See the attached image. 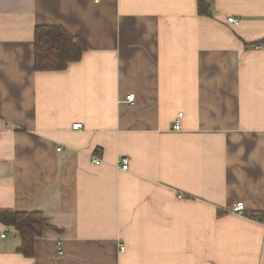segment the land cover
Returning a JSON list of instances; mask_svg holds the SVG:
<instances>
[{
  "label": "crops",
  "instance_id": "obj_1",
  "mask_svg": "<svg viewBox=\"0 0 264 264\" xmlns=\"http://www.w3.org/2000/svg\"><path fill=\"white\" fill-rule=\"evenodd\" d=\"M198 1L0 0V212L49 225L0 264H264V0ZM39 26L82 60L37 71Z\"/></svg>",
  "mask_w": 264,
  "mask_h": 264
},
{
  "label": "trees",
  "instance_id": "obj_2",
  "mask_svg": "<svg viewBox=\"0 0 264 264\" xmlns=\"http://www.w3.org/2000/svg\"><path fill=\"white\" fill-rule=\"evenodd\" d=\"M201 14H210L206 0H199ZM87 43L60 26H39L35 30V68L37 71H64L82 60ZM261 219V215H260ZM0 222L14 228L21 241L18 252L27 258L35 256L36 241L49 228L42 213L0 212Z\"/></svg>",
  "mask_w": 264,
  "mask_h": 264
},
{
  "label": "built area",
  "instance_id": "obj_3",
  "mask_svg": "<svg viewBox=\"0 0 264 264\" xmlns=\"http://www.w3.org/2000/svg\"><path fill=\"white\" fill-rule=\"evenodd\" d=\"M229 23L237 24L238 20L229 19ZM256 48L257 49H262L263 46H257ZM134 102H135V95L134 94H131V95L127 96L126 103L133 104ZM182 118H183V113H180L178 115L177 121H176V123L174 125V129L176 131H180L182 129V127L180 125V120ZM82 128H83V126L81 124L74 125V129L75 130H80ZM94 163L99 165V164H101V160L98 159V158H95L94 159ZM120 167H121V169L123 171H128L129 170V159L126 158V157L121 158ZM232 212L237 214V215H239V216H247V212H246V209H245V204L243 202H239L236 205H234V207L232 209ZM248 217H251L253 220H256V221H261L260 215L257 214V213L256 214H252L251 216H248ZM3 237H5V235H3ZM124 251H125V247L121 246V252H124Z\"/></svg>",
  "mask_w": 264,
  "mask_h": 264
}]
</instances>
